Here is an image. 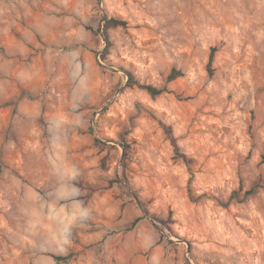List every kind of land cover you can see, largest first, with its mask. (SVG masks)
<instances>
[{
	"label": "rangeland",
	"instance_id": "rangeland-1",
	"mask_svg": "<svg viewBox=\"0 0 264 264\" xmlns=\"http://www.w3.org/2000/svg\"><path fill=\"white\" fill-rule=\"evenodd\" d=\"M263 153L264 0H0V264H264Z\"/></svg>",
	"mask_w": 264,
	"mask_h": 264
},
{
	"label": "trees",
	"instance_id": "trees-1",
	"mask_svg": "<svg viewBox=\"0 0 264 264\" xmlns=\"http://www.w3.org/2000/svg\"><path fill=\"white\" fill-rule=\"evenodd\" d=\"M126 24V21L123 20V19H119V18H107L106 20V24H105V29H104V33H105V36H106V39H108V30L112 27H117V26H120V25H125ZM213 60V52L211 54V58H210V61ZM183 75L182 74V71L181 70H177V69H173L168 77V79L170 81L172 80H175L176 78H178L179 76ZM129 82L131 85H135V84H138L137 80L134 78V75L129 72ZM140 86L144 89H146L151 95L153 96H158L160 94H162L165 89L164 88H159L157 86H154L152 84H140ZM175 141V140H173ZM124 147L126 148V145L124 144ZM263 162H264V153H263ZM254 190H248L246 191V195L248 194H251ZM136 223V220L133 222V225ZM53 256L56 258V259H62L61 256L59 255H56V254H53Z\"/></svg>",
	"mask_w": 264,
	"mask_h": 264
},
{
	"label": "clouds",
	"instance_id": "clouds-1",
	"mask_svg": "<svg viewBox=\"0 0 264 264\" xmlns=\"http://www.w3.org/2000/svg\"><path fill=\"white\" fill-rule=\"evenodd\" d=\"M81 215L86 216L87 215V212L84 211V212L81 213ZM62 219L64 220V223H65V227L62 230V234H63L64 232H67L68 231V225L72 222V219H74V217L69 218V217H63L62 216ZM63 242L64 243H68L69 242L66 235L64 236V241Z\"/></svg>",
	"mask_w": 264,
	"mask_h": 264
}]
</instances>
